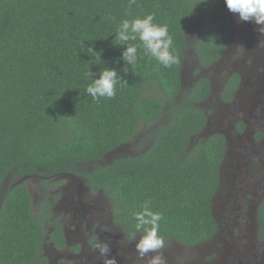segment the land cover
Masks as SVG:
<instances>
[{"label": "trees", "instance_id": "16d2710c", "mask_svg": "<svg viewBox=\"0 0 264 264\" xmlns=\"http://www.w3.org/2000/svg\"><path fill=\"white\" fill-rule=\"evenodd\" d=\"M149 13L154 23L168 26L173 39L178 62L169 68L145 55L139 39L129 42L138 46L137 63L130 67L120 59L124 46L115 39L120 21ZM197 14L201 35L192 52L209 68L230 41L231 18L221 0H0V186L7 178L71 174L110 199L115 223L129 236L135 232L132 214L149 201L162 215L164 240L196 247L213 239L212 206L226 142L215 134L192 143L206 126L201 104L211 96V83L200 78L184 92L181 76L189 50L185 32ZM90 46L97 53H87ZM105 67L126 84L118 83L115 97L94 100L85 72ZM238 83L234 74L224 84L225 102ZM150 86L161 99L147 95ZM139 123L158 125L148 134L147 150L83 169L132 142ZM52 207L45 199L35 218L24 182L5 193L0 264H48L42 253L48 236L54 248H64ZM259 235L264 238V202Z\"/></svg>", "mask_w": 264, "mask_h": 264}, {"label": "rangeland", "instance_id": "374dc122", "mask_svg": "<svg viewBox=\"0 0 264 264\" xmlns=\"http://www.w3.org/2000/svg\"><path fill=\"white\" fill-rule=\"evenodd\" d=\"M227 11L231 18L230 43L225 54L209 68L199 65L192 52L201 35V16L197 14L185 32L189 50L181 74L184 92L200 78L211 83V96L201 104L207 125L192 143L215 133L224 134L229 142L230 155L220 170L221 185L212 206L219 232L211 241L196 247L165 240L162 253L166 264H264V238L258 234L257 219L258 205L264 197V43H258L264 42V36L256 31L255 23L238 21V14ZM234 73L240 75V88L237 100L226 105L220 100V92ZM147 95L162 98L155 86H150ZM239 122L244 126L241 136L235 130ZM156 126L139 123L132 142L83 169L142 153L149 148L148 134ZM21 182L30 193L33 216L38 217L45 199L52 201L53 214L59 217L64 231L63 249L54 248L49 236L43 244L48 264H102L92 238L110 242L108 255L115 257L117 264H147L153 255L138 258L135 241L129 242V235L114 221L110 199L102 193H92L82 177L38 174L19 180L7 178L0 186V203L9 189ZM51 230L52 226L47 225L48 234Z\"/></svg>", "mask_w": 264, "mask_h": 264}, {"label": "clouds", "instance_id": "9594fccd", "mask_svg": "<svg viewBox=\"0 0 264 264\" xmlns=\"http://www.w3.org/2000/svg\"><path fill=\"white\" fill-rule=\"evenodd\" d=\"M130 3H135V0H130ZM224 3L230 12L238 14V21L255 23L258 26L256 31L264 36V0H224ZM154 20L155 15L149 13L143 17L120 21L115 39L119 41V45L124 46L120 59L126 65L131 67L137 63L138 46L129 43L137 39L141 42L144 54L154 58L164 68H169L178 62L177 56L172 51L173 39L169 35L168 26L154 23ZM258 43L264 42L258 41ZM88 52L97 53L91 46L88 47ZM97 58L100 60V54ZM84 78L90 81L86 86V91L94 100L101 97L111 99L116 95L118 83L126 84V81L120 78L115 69L108 67L97 73L91 72L88 68ZM132 215L135 220V232L128 239L129 242L135 241L134 247L138 258L143 260L149 253H152L147 264H166L162 253L165 248V240L159 234L161 213L153 211L150 202L145 201L141 205V210ZM137 233H142L138 239ZM96 239L97 243L93 245V248L98 252L102 264H117L115 257L108 255L110 242Z\"/></svg>", "mask_w": 264, "mask_h": 264}, {"label": "flooded vegetation", "instance_id": "af4514ba", "mask_svg": "<svg viewBox=\"0 0 264 264\" xmlns=\"http://www.w3.org/2000/svg\"><path fill=\"white\" fill-rule=\"evenodd\" d=\"M229 43H230V41H229ZM228 46H229V44H228ZM226 51H227V50H226ZM224 54H225V53H224ZM234 74H237V75H238V77H239V83H238V87H237V89H236V90L234 91V93H233V96H232L231 101H230V102H225L224 99H222L221 94H222L223 88L221 89V92H220V100H221L222 103H224V104H226V105H231V104L234 103V101L237 100V94H238V92H239L241 78H240V75H239L238 73H234ZM234 74H232V75H234ZM232 75H231V76H232ZM231 76H230V77H231ZM230 77H229V78H230ZM229 78H228V79H229ZM228 79L226 80V82L228 81ZM226 82H225V83H226ZM223 87H224V86H223ZM206 125H207V121H206ZM205 127H206V126H205ZM204 129H205V128H204ZM235 130H236V133L239 134V136L243 135V134H244V126H243V124H242L241 122H239V123L237 124ZM202 132H203V131H202ZM202 132H201V133H202ZM201 133H200V134H201ZM215 134H220V135H222V136L224 137V139H225V142H226V152H225V155H224L223 163H222V165H221V168H222V166H223V164H224V162H225L227 156L230 155V151L227 152V150L229 149V142H228V139L225 137L224 134H222V133H215ZM215 134H213V135H215ZM213 135H211V136H213ZM209 137H210V136H209ZM207 138H208V137H207ZM221 168H220V170H221ZM220 185H221V171H220V183H219V188H218L217 192H218L219 189H220ZM217 192H216V194H217ZM216 194H215V195H216ZM214 198H215V196H214ZM213 201H214V199H213ZM263 202H264V197L260 200V203H259V205H258V211H257V219H258V222H259V216H260V208H261ZM213 215H214V214H213ZM214 218H215V216H214ZM215 220H216V219H215ZM216 222H217V221H216ZM218 232H219V226H218V223H217V233H216V235L214 236V238L217 236ZM258 234H259V225H258ZM259 236H260V235H259ZM214 238H213V239H214ZM211 240H212V239H211ZM211 240H210V241H211ZM208 242H209V241H208Z\"/></svg>", "mask_w": 264, "mask_h": 264}]
</instances>
